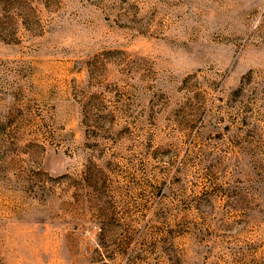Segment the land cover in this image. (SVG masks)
I'll return each instance as SVG.
<instances>
[{"label":"rangeland","instance_id":"1","mask_svg":"<svg viewBox=\"0 0 264 264\" xmlns=\"http://www.w3.org/2000/svg\"><path fill=\"white\" fill-rule=\"evenodd\" d=\"M0 264H264V0H0Z\"/></svg>","mask_w":264,"mask_h":264}]
</instances>
